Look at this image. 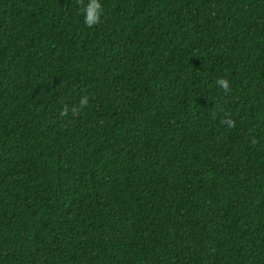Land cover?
Returning <instances> with one entry per match:
<instances>
[{"label":"trees","instance_id":"1","mask_svg":"<svg viewBox=\"0 0 264 264\" xmlns=\"http://www.w3.org/2000/svg\"><path fill=\"white\" fill-rule=\"evenodd\" d=\"M88 2L0 0V264H264V0Z\"/></svg>","mask_w":264,"mask_h":264},{"label":"clouds","instance_id":"2","mask_svg":"<svg viewBox=\"0 0 264 264\" xmlns=\"http://www.w3.org/2000/svg\"><path fill=\"white\" fill-rule=\"evenodd\" d=\"M79 2L83 5V0H79ZM84 20L85 24L89 26H93L100 23V16L103 12L102 5L100 0H89V2L84 5ZM216 84L225 92L229 93L231 91L230 82L227 78L221 77L216 81ZM88 104V98L83 97L79 102V108L82 109L86 107ZM73 111L77 110L76 108L72 109ZM69 111L68 105H64L61 110V115L66 114Z\"/></svg>","mask_w":264,"mask_h":264}]
</instances>
